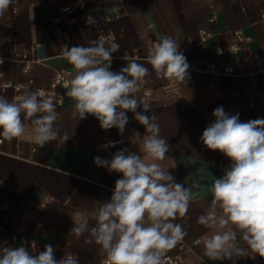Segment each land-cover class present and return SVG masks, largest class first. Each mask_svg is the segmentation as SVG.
Instances as JSON below:
<instances>
[{
    "label": "crops",
    "instance_id": "obj_1",
    "mask_svg": "<svg viewBox=\"0 0 264 264\" xmlns=\"http://www.w3.org/2000/svg\"><path fill=\"white\" fill-rule=\"evenodd\" d=\"M13 0L0 16V54L12 57L24 51L36 62L29 71L22 64L6 60L0 65V83L12 86L0 88V95L9 100L25 89L47 88L57 69H65L69 78L75 73L61 55V47L83 45L95 39L99 30L112 29L118 40V57H113L111 70L119 71L131 60L147 64L150 49L162 36H170L179 43L194 45L186 56L203 67L215 54L211 49L200 50L196 44L201 28L212 31L209 46L219 41L226 46L231 32L241 29L251 37L248 48L264 60V0ZM69 7V9H65ZM65 9V10H64ZM215 11L216 19L208 22ZM92 16L96 23L88 25ZM148 25H153L148 28ZM225 57V55H223ZM168 78L157 79L155 73L145 84L152 89L144 100L151 105L160 125V135L168 140L170 151L160 163L185 187L194 181L193 200L188 213L179 218L187 231L182 242L191 249L182 252L180 264H264V258L249 252L232 259L213 260L203 253L202 243L195 242L211 230L197 223L211 200L210 186L223 174L230 160L219 151L208 150L200 137L214 120L215 108L222 106L232 115L239 113L241 122L264 118V73L251 63L237 75H214L199 71L188 72L187 83H180L177 91L163 88ZM29 83V84H28ZM25 87L24 85H27ZM15 85H20L17 89ZM64 94V102L57 105L56 126L69 139L64 143L52 141L43 148L26 135L0 144V238L24 235L35 241L30 250L34 254L46 244L56 248L55 257L67 253L76 255L80 264H103L105 257L98 245H86L84 237L77 239L69 230L74 211H92L99 203L111 198L119 174L108 173L98 167L93 158L110 160L113 154L128 147L139 154L140 140L145 129L128 112V124L123 134L118 129L103 130L92 115L79 120L75 101ZM142 110V109H138ZM30 130V121L26 122ZM140 133L137 137L135 133ZM122 140L113 146L112 142ZM238 247L247 245L237 237ZM178 245V244H177ZM177 252V246L169 251Z\"/></svg>",
    "mask_w": 264,
    "mask_h": 264
},
{
    "label": "clouds",
    "instance_id": "obj_2",
    "mask_svg": "<svg viewBox=\"0 0 264 264\" xmlns=\"http://www.w3.org/2000/svg\"><path fill=\"white\" fill-rule=\"evenodd\" d=\"M13 0H0V16ZM80 6H83L80 0ZM88 25L96 23L92 16ZM153 25H148L152 28ZM114 37L98 35L88 46L61 47V55L75 69L70 79L62 80L66 95L75 101L79 120L94 116L103 130L118 129L123 134L128 112L144 127L139 154L128 147L116 151L110 160L94 157L98 167L119 174L111 198L92 211L76 210L69 232L86 245H98L105 255L103 264H167L166 254L187 236L182 224L193 200L194 181L185 187L176 183L160 163L170 151L168 140L160 135L157 116L151 105L137 98L140 88L155 73L157 79H174L187 83L189 65L179 51V43L162 36L148 52L146 62L129 61L119 71L111 70L113 53L119 51ZM4 61L0 58V64ZM142 109V110H138ZM214 120L204 129L200 142L219 151L230 160L219 178L210 186L211 200L197 223L211 230L202 240L203 253L213 260L232 259L249 252L264 258V118L241 122L239 113L232 115L222 106L212 113ZM57 105L42 89H25L9 100L0 95V137L3 141L28 138L43 148L57 141L64 144L69 137L56 126ZM31 122V129L26 122ZM137 137L140 133L136 132ZM123 143V141L113 142ZM247 245L238 247L237 237ZM19 245L0 244V264H80L72 253L55 257L56 248L46 244L43 251L33 253Z\"/></svg>",
    "mask_w": 264,
    "mask_h": 264
},
{
    "label": "built area",
    "instance_id": "obj_3",
    "mask_svg": "<svg viewBox=\"0 0 264 264\" xmlns=\"http://www.w3.org/2000/svg\"><path fill=\"white\" fill-rule=\"evenodd\" d=\"M65 9H69V7H65ZM64 9V10H65ZM216 19V12L213 11L210 16L208 17V22H213ZM111 35L114 37L115 42L118 43L117 36L115 32L108 28L104 30H99L96 35L95 39L98 38V35ZM212 31L207 28H201L199 32V40L196 46L203 51L211 49L215 54V57L212 60H208L205 65L201 68L199 67L196 62L190 60L186 54L189 53L194 45L191 43H184L183 48L179 49L184 56L186 57V62L189 65L188 72L190 71H199L208 74L214 75H225V76H234L239 73L241 69L246 67L247 65L253 63L256 65V71L260 73H264V60L261 55L251 51L248 48V44L251 40L250 36L245 35L241 29H236L231 32L232 40L226 45L223 46L219 41H215L212 46H209L208 39L212 36ZM225 55V57H223ZM119 55L113 53V57H118ZM0 58L3 59L5 62L6 60L16 61L22 64V68L24 71H29L32 65L36 62L35 58L29 56L28 53L24 51H17L14 53L12 57H5L0 54ZM3 62V63H4ZM2 63V64H3ZM1 65V64H0ZM70 79L67 75V71L65 69H57L54 73V76L50 82L49 87H37L36 89H42L45 91L47 95H49L53 99V103L57 105H62L64 102V94L62 91L58 89V87L62 86V80ZM29 84V83H28ZM24 85L25 87L28 86ZM12 86L9 82L0 83V88L5 89L7 87ZM17 89L20 88V85H15ZM64 88V87H63ZM163 88L167 89L168 91H177L179 88V82L174 79H167V82L163 85ZM35 89V90H36ZM152 92V89L147 85H143L139 92L136 94L140 99H146ZM132 120H135L134 118ZM2 140V137H0ZM120 141L115 140L113 142ZM112 142V144H113ZM2 144V142H0ZM118 144V143H115ZM26 241V247L31 250L34 245L35 241L33 239H29L24 235H9L4 238H0V244H7V245H19L21 241ZM199 240H196L197 242ZM191 249L190 244L185 242H180L177 245V252L166 254V261L167 264H180L182 261V252L185 250ZM105 257L102 259L104 261Z\"/></svg>",
    "mask_w": 264,
    "mask_h": 264
}]
</instances>
